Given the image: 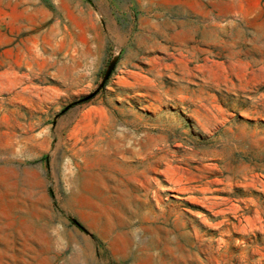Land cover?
<instances>
[{"label":"rangeland","instance_id":"obj_1","mask_svg":"<svg viewBox=\"0 0 264 264\" xmlns=\"http://www.w3.org/2000/svg\"><path fill=\"white\" fill-rule=\"evenodd\" d=\"M0 264H264V0H0Z\"/></svg>","mask_w":264,"mask_h":264}]
</instances>
